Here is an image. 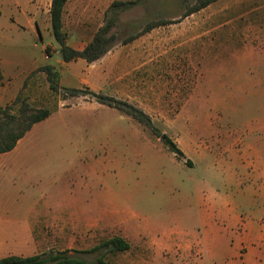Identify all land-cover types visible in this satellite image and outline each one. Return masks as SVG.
<instances>
[{"label": "rangeland", "instance_id": "374dc122", "mask_svg": "<svg viewBox=\"0 0 264 264\" xmlns=\"http://www.w3.org/2000/svg\"><path fill=\"white\" fill-rule=\"evenodd\" d=\"M11 1L0 0V28L10 24ZM45 1L39 46L54 41ZM112 1L135 2L112 31L118 62L72 61L58 84L135 106L161 136L86 94L64 100L48 90L45 74H34L24 93L28 102L55 114L53 128H60L62 115L68 132L47 135L52 143L36 147L40 164L21 169V194L0 197L21 210L89 209L91 220L103 218L88 233L89 244L127 236L128 244L174 260L184 233L194 241L203 225L230 238L227 204L262 190L252 174L264 159V0H218L187 17L194 0H69L62 17L69 46L90 42ZM147 25L156 26L143 33ZM163 135L184 159L169 151ZM54 228L42 226L37 239L48 237L49 246L38 253L68 250L51 246ZM115 255L102 249L76 257L111 263Z\"/></svg>", "mask_w": 264, "mask_h": 264}, {"label": "crops", "instance_id": "0c3cea01", "mask_svg": "<svg viewBox=\"0 0 264 264\" xmlns=\"http://www.w3.org/2000/svg\"><path fill=\"white\" fill-rule=\"evenodd\" d=\"M46 2L45 0H12L6 3L9 9L10 24L5 28H0V71L2 75L0 106L2 107L16 98L23 89L25 81L27 85L24 93L26 92L33 73L45 74L39 71L41 67L47 65L57 67L56 71L60 80L66 73L64 66L72 62L65 63L62 60L60 48L55 41H53L55 43L49 42L47 45L41 44L40 46L37 43L42 39L38 19L42 17L41 7ZM48 2L50 9L51 0ZM2 15L3 12L0 10V16ZM46 30L49 33L50 28ZM87 44L73 49L82 50ZM46 48H49L52 56L51 54L47 57L44 55ZM110 54H112L111 50L97 61H103L105 65L116 64L118 61L115 54ZM73 62L91 64L82 59H76ZM59 64L63 65L58 66ZM62 110L64 109L58 108L57 113L62 114ZM67 111L64 110V112ZM61 117L62 115L57 117L62 120L60 128L51 127L56 119L55 114L52 113L47 119L35 124L11 151L0 154V195L21 194V169L35 168L40 164L41 155L36 151V147L51 144L52 140L49 141L47 138L52 136L51 134L64 135L68 132L64 118ZM252 177L258 181V186L262 189L258 195H244L241 202L232 200L227 204L229 210H227L226 220L232 230L230 238L228 234L221 235L214 224L203 225L198 232V237L194 236V241L187 240L189 235L184 233L183 241L177 243L179 256L174 260L162 259L154 252L144 251L138 242L137 245L129 243V250L116 253V260L110 264H264L263 158L257 162ZM65 199L73 200V196H65ZM245 204L247 208H244ZM90 215L89 209L71 206L52 210L29 206L21 210L20 207L12 206L10 200L0 197V258L42 254L38 253L37 249L49 246L46 244L48 237L44 238L45 241L41 238L37 239L39 238L37 234L40 233L42 236L44 224H51L53 227L55 225L49 237L54 242L51 246L66 248L70 254H73V251L82 252L88 248L91 249L98 244H89L88 233L93 228H100L103 218L96 217L91 220ZM97 216L100 217L101 214L98 213ZM122 239L127 242L128 238L123 236Z\"/></svg>", "mask_w": 264, "mask_h": 264}, {"label": "trees", "instance_id": "16d2710c", "mask_svg": "<svg viewBox=\"0 0 264 264\" xmlns=\"http://www.w3.org/2000/svg\"><path fill=\"white\" fill-rule=\"evenodd\" d=\"M216 1L218 0H194V3L187 7L184 17L199 12ZM66 2L67 0H51L49 9L51 35L59 46L62 60L65 63L76 59H82L88 64L97 61L112 48L117 40L116 34L112 31L117 24L120 12L135 4V2H112L105 13L106 17H108L105 23L95 32L91 41L82 50H75L67 45V34L63 30L62 15ZM155 26L156 25H147L143 33L150 31ZM127 42L128 41H123V44ZM45 53L49 56V48H46ZM39 71L45 73L49 90L55 94L62 93L64 100L70 97H83V94H86L101 105L123 111L145 128L151 129L153 133H157L159 137L161 136L158 130L153 126L149 116L135 106L115 101L113 98L94 93L90 90L84 91L76 88H61L58 84L59 74L53 66H43ZM31 76H34V73ZM1 80L2 75L0 71V83ZM26 85L27 82L25 81L23 89L10 104L4 107L0 106V154L11 151L17 142L35 124L47 119L51 114L49 109L44 107L35 108L28 102L27 96L24 95ZM122 107H124V109ZM162 141L178 160L184 159L182 151L177 147L175 142L165 136ZM188 162L189 161H186L185 164H189ZM129 248V244L124 239L117 236L104 240L95 247L82 252L73 251V254H70L67 250H53L29 257L7 256L0 258V264H110L101 258H98L95 263H88L77 258L76 255L89 254L102 249L115 254L125 252L129 250Z\"/></svg>", "mask_w": 264, "mask_h": 264}, {"label": "water", "instance_id": "95a60500", "mask_svg": "<svg viewBox=\"0 0 264 264\" xmlns=\"http://www.w3.org/2000/svg\"><path fill=\"white\" fill-rule=\"evenodd\" d=\"M161 139H162V140L164 139V135L161 137Z\"/></svg>", "mask_w": 264, "mask_h": 264}]
</instances>
